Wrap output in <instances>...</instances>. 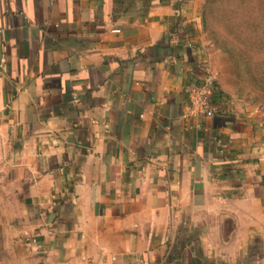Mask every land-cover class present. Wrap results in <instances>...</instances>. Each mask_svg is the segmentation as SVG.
Instances as JSON below:
<instances>
[{
    "label": "crops",
    "instance_id": "obj_1",
    "mask_svg": "<svg viewBox=\"0 0 264 264\" xmlns=\"http://www.w3.org/2000/svg\"><path fill=\"white\" fill-rule=\"evenodd\" d=\"M212 0H0V264H264V110L219 77Z\"/></svg>",
    "mask_w": 264,
    "mask_h": 264
},
{
    "label": "rangeland",
    "instance_id": "obj_2",
    "mask_svg": "<svg viewBox=\"0 0 264 264\" xmlns=\"http://www.w3.org/2000/svg\"><path fill=\"white\" fill-rule=\"evenodd\" d=\"M208 51L218 74L247 107L264 110V0H212Z\"/></svg>",
    "mask_w": 264,
    "mask_h": 264
},
{
    "label": "built area",
    "instance_id": "obj_3",
    "mask_svg": "<svg viewBox=\"0 0 264 264\" xmlns=\"http://www.w3.org/2000/svg\"><path fill=\"white\" fill-rule=\"evenodd\" d=\"M188 110L182 117L207 116L214 114L212 98L219 93L213 75H207L202 81L192 83L188 88Z\"/></svg>",
    "mask_w": 264,
    "mask_h": 264
}]
</instances>
